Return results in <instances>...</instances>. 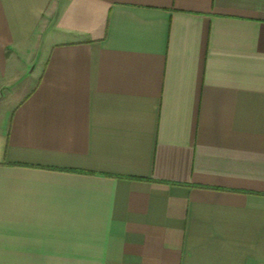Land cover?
<instances>
[{
  "label": "crops",
  "instance_id": "obj_1",
  "mask_svg": "<svg viewBox=\"0 0 264 264\" xmlns=\"http://www.w3.org/2000/svg\"><path fill=\"white\" fill-rule=\"evenodd\" d=\"M0 264H264V0H0Z\"/></svg>",
  "mask_w": 264,
  "mask_h": 264
}]
</instances>
